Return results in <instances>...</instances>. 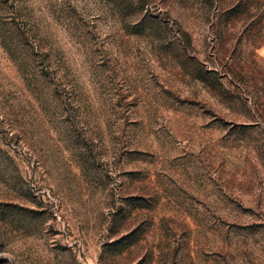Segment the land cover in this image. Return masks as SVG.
<instances>
[{"label": "rangeland", "instance_id": "374dc122", "mask_svg": "<svg viewBox=\"0 0 264 264\" xmlns=\"http://www.w3.org/2000/svg\"><path fill=\"white\" fill-rule=\"evenodd\" d=\"M0 264H264V0H0Z\"/></svg>", "mask_w": 264, "mask_h": 264}, {"label": "trees", "instance_id": "16d2710c", "mask_svg": "<svg viewBox=\"0 0 264 264\" xmlns=\"http://www.w3.org/2000/svg\"><path fill=\"white\" fill-rule=\"evenodd\" d=\"M132 1H134V2H137V3H138V1H139V0H132ZM140 1H141V0H140ZM131 3H132V2H131ZM129 6L131 7V6H132V4H130ZM127 246H128V245L124 246V247H123V249H124L125 247H127Z\"/></svg>", "mask_w": 264, "mask_h": 264}]
</instances>
